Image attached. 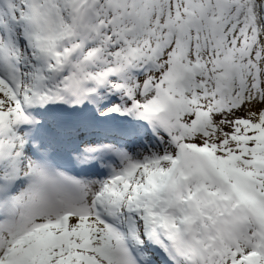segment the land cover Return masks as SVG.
Instances as JSON below:
<instances>
[{
    "label": "snow or ice",
    "instance_id": "snow-or-ice-1",
    "mask_svg": "<svg viewBox=\"0 0 264 264\" xmlns=\"http://www.w3.org/2000/svg\"><path fill=\"white\" fill-rule=\"evenodd\" d=\"M0 264H264V0H0Z\"/></svg>",
    "mask_w": 264,
    "mask_h": 264
}]
</instances>
